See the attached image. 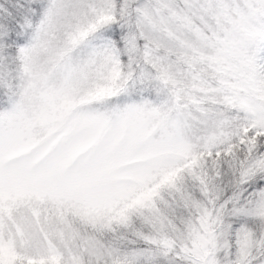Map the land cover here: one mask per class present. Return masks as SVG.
<instances>
[{
    "label": "snow or ice",
    "instance_id": "snow-or-ice-1",
    "mask_svg": "<svg viewBox=\"0 0 264 264\" xmlns=\"http://www.w3.org/2000/svg\"><path fill=\"white\" fill-rule=\"evenodd\" d=\"M0 264H264V0H0Z\"/></svg>",
    "mask_w": 264,
    "mask_h": 264
}]
</instances>
